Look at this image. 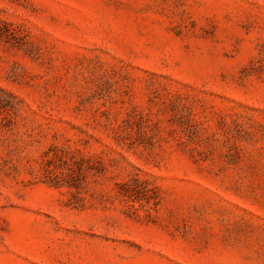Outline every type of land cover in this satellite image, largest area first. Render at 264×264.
<instances>
[{
	"label": "rangeland",
	"instance_id": "rangeland-1",
	"mask_svg": "<svg viewBox=\"0 0 264 264\" xmlns=\"http://www.w3.org/2000/svg\"><path fill=\"white\" fill-rule=\"evenodd\" d=\"M0 103V264H264V0H0Z\"/></svg>",
	"mask_w": 264,
	"mask_h": 264
},
{
	"label": "trees",
	"instance_id": "trees-1",
	"mask_svg": "<svg viewBox=\"0 0 264 264\" xmlns=\"http://www.w3.org/2000/svg\"><path fill=\"white\" fill-rule=\"evenodd\" d=\"M0 105H1V103H0ZM0 109H1V108H0ZM2 114H3V113H2ZM2 114H1V115H2Z\"/></svg>",
	"mask_w": 264,
	"mask_h": 264
}]
</instances>
